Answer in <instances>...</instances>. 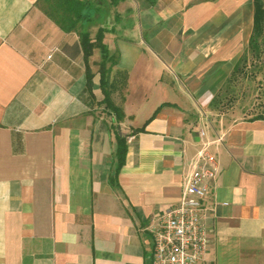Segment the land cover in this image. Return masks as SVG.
<instances>
[{
    "label": "crops",
    "instance_id": "1",
    "mask_svg": "<svg viewBox=\"0 0 264 264\" xmlns=\"http://www.w3.org/2000/svg\"><path fill=\"white\" fill-rule=\"evenodd\" d=\"M91 2L81 32L102 29L116 58L119 121L101 103L100 49L84 55L55 0H0V264H151L147 226L204 146L218 175L202 264H264V105L212 107L247 50L253 0Z\"/></svg>",
    "mask_w": 264,
    "mask_h": 264
},
{
    "label": "built area",
    "instance_id": "2",
    "mask_svg": "<svg viewBox=\"0 0 264 264\" xmlns=\"http://www.w3.org/2000/svg\"><path fill=\"white\" fill-rule=\"evenodd\" d=\"M217 175V160L204 146L197 152L179 200L147 226L152 236L151 264H202L208 246L206 199Z\"/></svg>",
    "mask_w": 264,
    "mask_h": 264
},
{
    "label": "trees",
    "instance_id": "3",
    "mask_svg": "<svg viewBox=\"0 0 264 264\" xmlns=\"http://www.w3.org/2000/svg\"><path fill=\"white\" fill-rule=\"evenodd\" d=\"M93 0H55V4L63 15L72 21V30L80 31L81 46L84 55H88L93 48H99L102 54L101 61L98 63V73L100 75V86L103 91L101 103L110 111L115 119L119 121L122 118L121 109L114 104L111 99L112 83L110 80V70L116 64V58L109 55L105 45L102 43V29H99L94 40L92 41L87 32H81L84 23L88 20V13L93 6ZM116 1V0H113ZM254 13L251 34L248 41L247 50L244 54L264 63V0H253ZM247 55L240 57L234 67L231 77L242 71L241 61H246ZM91 74L87 73V86L90 87ZM127 150L126 137L118 135L117 137V168L119 169L124 162ZM117 169V170H118Z\"/></svg>",
    "mask_w": 264,
    "mask_h": 264
},
{
    "label": "rangeland",
    "instance_id": "4",
    "mask_svg": "<svg viewBox=\"0 0 264 264\" xmlns=\"http://www.w3.org/2000/svg\"><path fill=\"white\" fill-rule=\"evenodd\" d=\"M247 58L240 63L242 71L230 77L221 94L213 101V110L221 112L238 108L249 117L260 113L264 105V63L249 54Z\"/></svg>",
    "mask_w": 264,
    "mask_h": 264
},
{
    "label": "water",
    "instance_id": "5",
    "mask_svg": "<svg viewBox=\"0 0 264 264\" xmlns=\"http://www.w3.org/2000/svg\"><path fill=\"white\" fill-rule=\"evenodd\" d=\"M195 134V133H194Z\"/></svg>",
    "mask_w": 264,
    "mask_h": 264
}]
</instances>
